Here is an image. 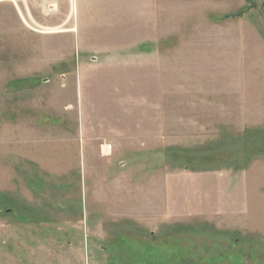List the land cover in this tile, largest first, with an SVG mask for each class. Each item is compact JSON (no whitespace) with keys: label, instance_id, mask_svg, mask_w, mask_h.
I'll list each match as a JSON object with an SVG mask.
<instances>
[{"label":"rangeland","instance_id":"rangeland-1","mask_svg":"<svg viewBox=\"0 0 264 264\" xmlns=\"http://www.w3.org/2000/svg\"><path fill=\"white\" fill-rule=\"evenodd\" d=\"M0 264H264V0L1 1Z\"/></svg>","mask_w":264,"mask_h":264},{"label":"built area","instance_id":"built-area-1","mask_svg":"<svg viewBox=\"0 0 264 264\" xmlns=\"http://www.w3.org/2000/svg\"><path fill=\"white\" fill-rule=\"evenodd\" d=\"M1 1H10V0H0V2H1Z\"/></svg>","mask_w":264,"mask_h":264}]
</instances>
